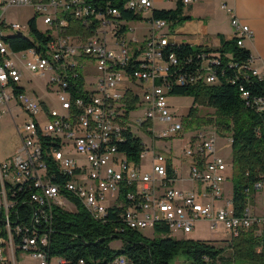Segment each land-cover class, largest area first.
<instances>
[{
    "label": "built area",
    "instance_id": "2783aa9c",
    "mask_svg": "<svg viewBox=\"0 0 264 264\" xmlns=\"http://www.w3.org/2000/svg\"><path fill=\"white\" fill-rule=\"evenodd\" d=\"M12 6L34 7L37 25L40 15L45 25L38 28L49 39L8 51L5 35L23 32L20 24L6 20ZM153 7L154 0L125 3L126 9L141 16ZM86 11H93V18H86ZM69 13L85 27L96 21L93 33L86 37L68 33ZM121 15L109 1L98 5L92 0H0V104L9 106L16 101L25 115L18 124L20 150L0 162V216L4 219L0 264H12L17 249L30 253L40 264H50L46 247L56 206L75 211L81 205L103 221L111 211H119L125 226L133 230L159 226L170 233L190 235L198 221L206 220L212 229L224 228L231 239L255 225L264 227V216L252 212L250 202L244 214L237 215L233 197L225 196L229 173L225 159L216 153L215 135H193L177 162L170 155L173 147L169 142L184 132V123L172 111L170 90L173 85L215 83L212 68L221 63V53L202 52L194 70L178 72L181 61L166 52L173 44L171 33L165 31L170 23L148 18L150 34L139 45L136 38L127 37L132 28ZM231 23L238 45L244 46V39L251 38L253 31L235 15ZM28 29L32 35L29 24ZM14 58L29 71L49 76L47 87H57L61 110L25 89L24 72ZM235 65L264 81V66H255L253 56ZM8 86H15V99H8ZM134 95H138L136 107L129 109L127 101ZM243 95L249 96V92ZM252 104L263 111L264 96L254 97ZM138 108L143 112L133 120ZM30 118H37L41 140L32 138ZM142 133L150 137L152 148L147 147ZM132 138L140 139L144 146L138 161L122 149ZM164 141L168 144L161 148L167 155L155 150V144ZM147 153L151 154L150 171L144 167ZM52 173H60V181H53ZM179 182L186 187L178 188ZM263 183H255L256 191L262 190ZM20 192H29V200L19 201ZM218 200L223 204L217 205ZM20 204L34 206L30 224L20 222L24 214ZM59 258L60 264H66ZM117 264H126V258L121 256Z\"/></svg>",
    "mask_w": 264,
    "mask_h": 264
},
{
    "label": "trees",
    "instance_id": "16d2710c",
    "mask_svg": "<svg viewBox=\"0 0 264 264\" xmlns=\"http://www.w3.org/2000/svg\"><path fill=\"white\" fill-rule=\"evenodd\" d=\"M98 5H110L121 10V17L131 20H142V16L125 8L127 0H92ZM70 25L68 33L89 36L96 28V21L85 27L80 19L68 14ZM153 18L166 19L171 27L182 23L188 16H182V0L175 9H154ZM93 18V17H92ZM30 37L23 34H11L5 37V43L10 51H19L45 43L49 36L38 28L36 16L29 20ZM172 42V41H171ZM217 51L221 53V63L213 67L215 83L197 82L186 85H173L172 95H187L194 99L187 115L188 126L198 117L199 106H207L215 110L214 123L222 131L230 132L233 149V202L235 214H244L253 194L255 183L264 182V110L255 109L253 99L264 96V81L254 76H248L239 71L235 64L241 65L251 58L250 51L245 46L238 45V38L226 41L219 49L208 47H193L185 43H174L166 47L167 54H175L181 61L178 72H191L200 60L202 52ZM189 58L192 59L188 62ZM233 63V65H232ZM243 73V74H242ZM19 86V90H23ZM248 91L249 96L243 92ZM138 95L131 96L127 101L128 108L134 109ZM203 118H201V123ZM207 121H213L212 118ZM128 156L138 161L144 149L138 138L130 139L122 146ZM29 200V192L20 193V201ZM23 217L20 222L30 224V214L33 205L20 204ZM16 219V217H13ZM4 219L0 216V229L3 230ZM257 226L244 230L236 238H227L225 247L217 246L208 240L175 239L169 235L167 227L157 226L155 231L164 234L153 238L145 237L140 231L127 228L120 219L119 211H111L106 221L94 218L88 210L78 205L75 211L55 207L51 226V240L46 250L49 259L61 257L66 264H117L121 256L126 258V264H170L178 254L189 256V264H228L258 263L264 264V233H257ZM122 239L119 249L113 248V240ZM230 248L232 253L226 258L224 251ZM21 251L17 249V252Z\"/></svg>",
    "mask_w": 264,
    "mask_h": 264
},
{
    "label": "rangeland",
    "instance_id": "374dc122",
    "mask_svg": "<svg viewBox=\"0 0 264 264\" xmlns=\"http://www.w3.org/2000/svg\"><path fill=\"white\" fill-rule=\"evenodd\" d=\"M148 13L146 11L144 14ZM37 12L34 7H23V6H12L10 7L7 12H6V20L10 23H18L22 26L24 35L30 37V30L28 29V24L29 20L36 16ZM38 25L40 28H44V22H43V17L40 15L37 17ZM132 26H136L135 29L130 30L128 32L129 37H136L137 39H141L142 35L147 32L148 30V24L147 22L143 21H133L131 24ZM14 34L9 33L8 35H5L7 38L9 35ZM16 34V33H15ZM8 51L9 48L7 46ZM16 61V64L23 70L24 72V85L25 89L33 93L35 96H37L38 99L42 100L45 99L49 106L61 110L60 103L56 97V90L57 87L53 86L48 88L47 87V80L48 77H41L31 71H29L24 62H21L14 58ZM27 61V60H25ZM34 90L37 92V94L34 93ZM169 102L172 108L173 113L177 116V118L184 123V132L183 135L174 140L172 143V153L170 155L172 158H174V161L177 162L178 156L181 155L182 153V148L186 147L187 144L190 142L191 138L193 135H196L200 132H205L207 136L215 135L216 139V150L217 154L222 156L226 163H227V168H228V173H229V178L226 180L225 185H224V191H225V196L226 197H231L233 193V181H232V174H233V149H232V143L230 141V132L227 131H222L218 128V126L214 123V117H215V110L207 107V106H199V112H198V117L194 118L193 123L191 126H188L186 124L187 122V115L189 113V110L191 106L193 105L194 99L192 96H187V95H172L169 97ZM17 106L14 110V112H3L0 111V114L3 116L1 117V120H6V121H13L14 120L17 123H21L22 121V114L24 113V110L22 107L18 104H16V101H13L11 105ZM143 108H138L134 114L132 115V119L134 120L135 117L138 115L142 114ZM3 118V119H2ZM201 118H203L201 123ZM212 118L213 121H207L208 119ZM142 136L147 144L148 148H152L153 144L149 136L146 134L142 133ZM166 144L168 142H158L155 144V150L156 151H161L165 155L168 153L165 150H162L161 147H166ZM169 147V146H167ZM151 158V154L147 153V155L144 158V167L147 171H150V167L147 166L149 163V160ZM264 184V183H263ZM186 187V184L184 182H179L178 183V188H183ZM250 208L252 212L259 214L261 216H264V187L262 190L256 191L254 190L253 194L251 195L250 198ZM217 205L223 204V201L218 200L216 202ZM257 228V233L262 234L264 233V227H256ZM262 228V232H259L258 229ZM145 237L147 238H153L155 236H162L164 234H160L153 230L152 228H145L140 231ZM167 235L175 238V239H194V240H208L213 243H215L217 246H226L225 242L223 241L224 239L230 237L229 234H227L226 230L222 227H218L215 229L211 228V224L209 221L206 220H201L198 221L195 224V228L193 232L190 235H184L182 233H174V232H169ZM122 239H116L113 240L110 245L115 248L119 249L122 246ZM232 251L230 248H227L224 251V256L226 258L230 257ZM59 257H53L50 264H60L59 263ZM14 260V262H13ZM190 263V258L188 255L184 253L178 254L173 260H171L170 264H189ZM12 264H40L39 260L36 258L32 257L30 253L27 252H22L18 251L15 255L14 258H12ZM219 264H228L224 261H220ZM241 264V263H240ZM242 264H258V263H242Z\"/></svg>",
    "mask_w": 264,
    "mask_h": 264
},
{
    "label": "crops",
    "instance_id": "0c3cea01",
    "mask_svg": "<svg viewBox=\"0 0 264 264\" xmlns=\"http://www.w3.org/2000/svg\"><path fill=\"white\" fill-rule=\"evenodd\" d=\"M179 1L181 0H154L153 9L144 14L142 20L129 21L132 30L136 28L131 25L133 21L147 22L148 31L142 35L141 39L129 37L128 33L127 37L129 39L136 38L139 45H144L151 30L150 22L147 19L152 17L153 10L175 9ZM228 8L231 9V12ZM232 15L237 16L253 31L251 38L244 39V46L253 56L254 65L264 66V0H192L189 3L182 1V16L189 18L174 27L169 24L165 31L171 33V41L174 43L219 49L226 41L235 38V29L231 23ZM23 82L24 78L22 81L24 85ZM34 93L37 94L35 90ZM11 103L12 101L9 106L0 104V111L14 112L17 106L11 105ZM2 116L0 114V162L16 154L22 144L18 130L19 123L15 120L14 122L1 120ZM22 116L21 121L25 117L24 113Z\"/></svg>",
    "mask_w": 264,
    "mask_h": 264
},
{
    "label": "bare ground",
    "instance_id": "6f19581e",
    "mask_svg": "<svg viewBox=\"0 0 264 264\" xmlns=\"http://www.w3.org/2000/svg\"><path fill=\"white\" fill-rule=\"evenodd\" d=\"M92 17H93V11H86V18H92ZM13 33L24 35V33L22 32H13ZM8 34L9 33H7L6 35ZM212 76H213V81L216 82V77L213 72H212ZM8 99H15V86H8ZM30 125H32V138L34 140H41V127L37 125V118H30ZM52 180L60 181V173H52ZM20 193H19V201H20ZM94 218L100 219V220L102 219L101 217H94ZM138 231H141V230H138Z\"/></svg>",
    "mask_w": 264,
    "mask_h": 264
}]
</instances>
